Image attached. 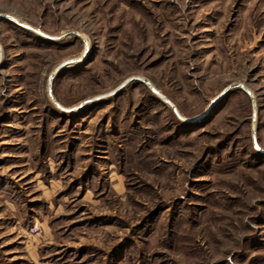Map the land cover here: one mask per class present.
Here are the masks:
<instances>
[{
	"label": "rangeland",
	"instance_id": "1",
	"mask_svg": "<svg viewBox=\"0 0 264 264\" xmlns=\"http://www.w3.org/2000/svg\"><path fill=\"white\" fill-rule=\"evenodd\" d=\"M0 15V264H264V0Z\"/></svg>",
	"mask_w": 264,
	"mask_h": 264
},
{
	"label": "water",
	"instance_id": "2",
	"mask_svg": "<svg viewBox=\"0 0 264 264\" xmlns=\"http://www.w3.org/2000/svg\"><path fill=\"white\" fill-rule=\"evenodd\" d=\"M2 16L5 17L6 19L12 21L16 26H20V27L23 28V29H27V30H29V31H31V32H33V33H35L36 35H38V36L42 37L43 39H45V40H47V41H50V42H57V41H59L60 39H62V38H64V37H66V36L72 34V33H65V34H63V35H61V36H58V37H52V36H49V35H46V34L40 32V31H38V30H36V29H33V28L29 27L28 25L19 24V23L13 21L12 18L9 17V16L0 15V17H2ZM74 35L78 36L77 33H74ZM86 50H87V48H85V50H84V52H83V54H82L81 57H79V58L69 59V60H66V61L60 63V64L54 69V71H53V73H52V75H51V77H50V79H49V84H51V80L53 79V77H54L55 75H57L59 72H61L64 68L69 67L70 65H73V64H75V63L78 62V61H81V59H82V58L84 57V55H85V51H86ZM132 81L144 82L145 84H147V85L149 86V82H148L147 80L143 79V78H139V77L129 78V79H127L126 81H124V82H123V83H122V84H121V85H120L115 91L109 93L108 95L110 96V95H113V94L117 93V92L120 91V90H121L126 84H128L129 82H132ZM232 87H235V85H231V86L225 88V89H224V90H223V91H222V92H221V93H220V94L214 99V101L209 105L208 110H209V109H210V108H211V107H212L217 101L221 100V99L225 96V94H227V93L229 92V90H230ZM152 91H153V93L156 94L159 98H161V100H163L165 103H167L168 105L171 106V103H170V102H169L164 96H162L161 94H159V93H158L157 91H155L154 89H153ZM243 91H244L245 93H248L246 90H243ZM108 95H104V96H108ZM94 100H96V99H94ZM171 107H172V106H171ZM173 110H174L176 116H177L179 119H183V118L179 117V115H178V113L176 112L175 108H173ZM257 149H258V148H257Z\"/></svg>",
	"mask_w": 264,
	"mask_h": 264
},
{
	"label": "bare ground",
	"instance_id": "3",
	"mask_svg": "<svg viewBox=\"0 0 264 264\" xmlns=\"http://www.w3.org/2000/svg\"><path fill=\"white\" fill-rule=\"evenodd\" d=\"M78 37L82 39L81 35H80V36L78 35ZM84 45H85V48H87V42H84ZM150 88H151V87H150ZM151 89L153 90V88H151ZM175 110H176V109H175ZM176 112H177V111H176Z\"/></svg>",
	"mask_w": 264,
	"mask_h": 264
}]
</instances>
